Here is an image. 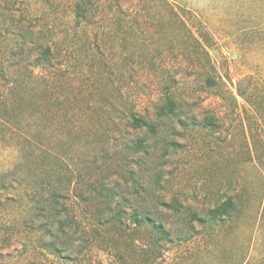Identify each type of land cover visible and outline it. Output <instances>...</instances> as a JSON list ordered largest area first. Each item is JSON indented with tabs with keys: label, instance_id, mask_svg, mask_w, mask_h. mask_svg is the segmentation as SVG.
<instances>
[{
	"label": "rangeland",
	"instance_id": "374dc122",
	"mask_svg": "<svg viewBox=\"0 0 264 264\" xmlns=\"http://www.w3.org/2000/svg\"><path fill=\"white\" fill-rule=\"evenodd\" d=\"M81 2L95 10L75 68L64 56L75 0L30 5L81 87V150L71 162L81 183L58 199L69 225H32L17 173L14 189L0 184V264H264V0ZM162 89L181 99V122L163 119L156 135L132 129L130 111L159 120ZM209 116L215 126L205 128ZM138 140L146 152H133ZM19 164L13 140L0 142V174ZM224 201L232 214L215 216ZM133 212L166 235L132 223Z\"/></svg>",
	"mask_w": 264,
	"mask_h": 264
},
{
	"label": "trees",
	"instance_id": "16d2710c",
	"mask_svg": "<svg viewBox=\"0 0 264 264\" xmlns=\"http://www.w3.org/2000/svg\"><path fill=\"white\" fill-rule=\"evenodd\" d=\"M40 2L0 0V142L8 144L13 140V145L20 150V164L1 173L0 184L5 190L14 189L12 182L17 173H25L26 177L17 182L24 184V194L34 206L36 219L32 225L40 221L38 227L46 232L55 223L60 230L69 225L68 219L61 220L62 212L67 213V208L58 199L70 193L73 183H81V165L73 168L71 162L73 153L81 150L82 105L81 87L75 86L68 68L62 69L57 64L62 56L52 40L55 36L52 25L37 23L33 18L36 16H31L30 5H42ZM94 10L92 3H82L81 0H75L72 6L65 30L68 31L70 49L64 56L68 57L73 68L78 67L73 62L80 58L81 43L76 45L81 42V27ZM37 69L41 73L36 72ZM207 83L217 87L216 91L224 89L210 76H207ZM163 94V103L154 108L158 122L148 115H136L130 111L128 125L134 130H150L156 135L163 119L175 118L181 122V116L185 115L181 99L171 91ZM202 126L215 125L209 116L203 119ZM50 130L59 132L53 136L57 144L50 143ZM47 143L54 147H47ZM165 145L172 147L173 143L169 140ZM133 149L134 153L146 152L141 140L135 142ZM169 207L179 211L180 205L172 203ZM233 208L232 203L224 201L217 204L213 212L223 218L230 216ZM192 216L195 218L194 214ZM130 219L134 224L148 222L158 234H165L163 227L146 215L133 212Z\"/></svg>",
	"mask_w": 264,
	"mask_h": 264
}]
</instances>
